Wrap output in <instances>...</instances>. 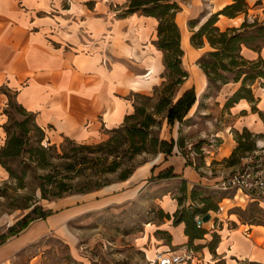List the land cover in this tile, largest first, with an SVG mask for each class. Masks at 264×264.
<instances>
[{
  "label": "crops",
  "instance_id": "crops-1",
  "mask_svg": "<svg viewBox=\"0 0 264 264\" xmlns=\"http://www.w3.org/2000/svg\"><path fill=\"white\" fill-rule=\"evenodd\" d=\"M176 1L181 7L175 21L181 34L183 66L189 72V77L178 86L184 92L191 87L187 82L197 72H193L186 59L191 56L198 63L213 49L206 38L202 47L194 46L193 31L233 0ZM129 3L130 0H0L1 139L7 138L3 127L7 122L4 108L12 100L34 115L49 140L65 136L78 142H98L105 129L119 127L126 116L134 112V94L150 95L167 80L164 53L157 44L159 20L141 12L124 14ZM247 4V12L234 17L220 14L216 26L224 31L240 27L245 20L263 21L264 0H247ZM241 54L246 60L256 61L264 58V47L255 50L243 46ZM197 68L199 72L202 69L199 65ZM196 81L197 94L202 93L204 97L203 89L209 82L205 72ZM239 87L240 82H228L220 87V91L229 92L225 93L221 106L225 107V114L233 124H223L224 128L214 130L215 138H219L218 150L211 151L208 159L230 158L237 147L236 132L264 135L261 115L264 113V83L260 85L257 80L252 86L255 101L242 98L226 106ZM179 135L177 126L170 138L178 140ZM161 138L169 140L165 135ZM3 145L4 142L0 148ZM171 168L173 175L179 176L162 180L180 178L199 183L203 179L196 165L185 164L182 157L174 158L161 152L157 159L146 161L125 180L91 192L47 200L44 208L51 213L32 221L25 239L53 229L66 231V223L80 215L111 204L127 203L141 194L149 178ZM0 174L8 176L2 165ZM178 199L173 191L163 192L159 204L170 216L146 224L152 228H145L140 243L148 261L156 263L160 252L177 255L182 248L192 246L195 247L194 264H264V225L242 222L230 207L224 211L221 204L232 201L228 196L219 202L223 210L211 214V219L203 224L205 232L195 238L187 234L184 221L175 223L174 214L182 207ZM261 207L264 209V204ZM216 217L223 221L230 217L238 224L229 228L226 223L216 222ZM152 249L154 253L150 257ZM8 250V245L0 248V258Z\"/></svg>",
  "mask_w": 264,
  "mask_h": 264
},
{
  "label": "rangeland",
  "instance_id": "rangeland-1",
  "mask_svg": "<svg viewBox=\"0 0 264 264\" xmlns=\"http://www.w3.org/2000/svg\"><path fill=\"white\" fill-rule=\"evenodd\" d=\"M186 60L193 72L197 71L187 82L188 85H191L190 88L183 92V88L177 87L176 91L172 92L173 89L168 84L175 77L169 78L167 75V80L161 86L154 88L150 95L136 94L132 98L136 105H144L154 111V107L159 104L162 97H171L173 93L171 102L175 105L185 93L193 91L195 94L194 102L184 113L176 117L172 123L166 116V110L155 114L156 122L152 128V134L159 138L165 135L169 139L168 142H174L172 151L170 153L164 152L166 156L182 157L185 164H191L194 167L196 165L197 172L203 179L199 183H189L182 181L180 178H174V180L159 179L158 175L166 171L164 170L158 175L149 178V181L143 184L141 194L127 203L111 204L102 209L80 215L66 223V231L61 228L59 230L53 229L33 238L28 237L25 239L27 237L25 236L27 235L26 233L33 224L32 222L26 229L17 235L9 237L0 245V248L5 245L10 247L5 256L0 258V264H159L157 260L156 263L147 260L140 241L145 228H152L151 225L147 226L146 224L160 222L167 216L159 204L161 194L165 191H173L177 197L181 198V209L186 208L187 203L191 205L195 202L193 197H191L192 192L198 193L196 195L198 199H195L196 205H200L199 199H202L201 197L205 195H210L212 201L219 202L220 197L225 195L224 190H222L223 181L235 168L240 166L241 156L249 152L240 149L235 155L231 154L228 159L220 161L208 159L212 155L211 151L216 153L218 150L219 138H215L214 130L224 128L223 124L227 126L233 124V120L225 114V107L222 108L221 106L224 103L223 97L225 93L229 92L225 89L220 91V87L223 85L221 81H210L207 82L203 89V92L206 91L204 97H202V93L197 94L195 88L196 80L197 77L200 80L204 72L201 71L202 69L200 72L198 71L199 63H196V59L189 56ZM225 61H228V59ZM248 69L245 68L244 70ZM237 71V69L224 71L222 72V77L232 82ZM258 82L261 85L263 81L259 79ZM259 92L261 93L262 91L259 90ZM143 95L150 96L151 99H145ZM151 106L154 107L151 108ZM4 113L7 116L6 123L10 133L20 134L23 138L21 155L8 159L9 165L15 174L23 176V180L18 181L11 177L8 171V176L6 177L0 174V235L6 234L9 227L16 224L18 220L23 219L27 213L32 211L35 205L45 207L47 200L55 198L53 193H58V190L53 186L55 183H47V179L42 176L50 174L53 176V180L64 179V181L73 185L81 181L83 183L89 181L92 169L85 168L76 173L77 169L83 167L81 164H77L76 169L68 171L63 164L64 158L62 156L68 154L72 156L70 159L76 157L79 160L82 156L88 155V151L80 147L81 144L100 143L109 139L112 135L111 130L105 129L102 140L94 143L78 142L65 136L58 137L57 140L52 141L47 139V132L43 128L42 131L38 127L34 116L23 111L14 101L4 108ZM23 121H25L23 127L17 126L16 123ZM6 123H4L3 127ZM177 126L180 127L179 137L183 139L182 147L177 145L176 138H170L173 129L175 130ZM23 129L27 130L25 135L22 134ZM5 134L8 137L4 127ZM237 134L238 132L234 136L238 147L237 136L239 135ZM251 139L249 141H255V146L264 145V135H252ZM6 141L7 138L5 140L4 137L3 139L0 138V144L2 142L5 144ZM245 141L247 142L248 140L246 139ZM42 146L47 149L44 165L39 164V155L37 153V149ZM161 152L146 151L131 156L130 153L124 152L122 149V153H115V161L119 163L115 168V172L105 173L104 178H102L103 182H108L109 185L119 182L122 173L134 172L146 161L157 159ZM113 159V156L109 157L107 164ZM168 170L173 173L172 168ZM178 176L174 174L172 177ZM45 182L47 183V196H49V199L42 198L40 184ZM189 187H191V190ZM75 189L73 187L70 191L73 192ZM68 192H63V196ZM226 192L228 199L232 201L226 200L221 204L224 206V211H227L228 207H230L235 211L239 219L241 218L240 215L243 216L240 219L243 222H250L253 219L252 215H254V218L257 217V221L264 223L263 209L260 212L248 211L251 207V201L245 198V202H242L244 197L242 194L236 193V190H227ZM27 206L30 207L25 208ZM239 207L246 209L244 213L240 212V215L237 213V208ZM216 213H219V209L210 212L212 215H216ZM38 220H34V222ZM218 222L226 223L229 228H233L238 224L230 217H227L226 221L219 219ZM157 235L165 238L158 232ZM152 253H154V249L149 253L150 257H152ZM191 264L194 263L192 262Z\"/></svg>",
  "mask_w": 264,
  "mask_h": 264
},
{
  "label": "trees",
  "instance_id": "trees-1",
  "mask_svg": "<svg viewBox=\"0 0 264 264\" xmlns=\"http://www.w3.org/2000/svg\"><path fill=\"white\" fill-rule=\"evenodd\" d=\"M247 6V0H233L231 4L226 5L222 10L214 13L200 29L193 31L191 36V41L194 46L202 47L206 38L213 47V49L202 56L198 62L209 82L221 81L223 84L228 83L230 81L222 77V72L232 69L238 70L232 82H240V87L229 97L226 106L233 105L242 98L251 102L255 101L252 86L259 79L263 81L261 85L264 83V58H259L257 61H249L241 54L243 46L255 50H261L264 47V20L259 21L256 19L252 22L245 20L240 27L229 28L224 31H221L216 26L220 14L234 17L242 12H247ZM180 8L176 0H130L128 9L124 12V14L141 12L145 15L155 16L159 20L157 44L164 53V63L166 66L165 77L167 78V75L169 78L175 77V79L171 80V83L168 84V86L173 89L172 92H174V90L176 91V88L189 77V72L183 66L184 51L180 45L181 34L175 21V16ZM192 23L193 22L190 23L191 27L193 26ZM259 40H262L261 43ZM226 59H228V61H225ZM245 68L249 69L244 70ZM135 95L136 94H134V96ZM172 95L171 97H162L157 106H151V108L154 107V111L148 109L144 105L139 106L135 104L134 112L126 116L122 125L113 129H107L112 132L109 139L96 144L80 145L82 149L88 151V155L82 156L81 159L77 160L76 157L70 159L72 156L64 154L62 156L64 158L63 164L68 171L76 169L77 164H81L83 167L77 169L76 173L88 168L92 169V174L89 176V181L84 183L81 181L76 185L67 183L64 179L53 180V176L50 174L42 176L44 179H47V183H55L53 186L58 190V193H53L55 198L62 197L64 194L63 192L69 191L67 194L87 193L107 185L108 182H103L102 178H104L103 176L105 173L115 172V168L119 165L118 161H115V153H122V149L124 152L130 153L131 156L146 151L170 153L173 149L174 142H168L152 134V128L156 122L155 114L166 110V116L172 123V121L180 116L181 113H184L195 100V94L193 91H189L173 105L171 102ZM143 97H145V99H151L150 96L143 95ZM11 102L10 100L9 104ZM17 105L25 111L22 106L19 104ZM261 115L264 118V113ZM16 124L19 127H23L25 121ZM4 127L8 137L6 143L0 148V165L8 171L11 177L18 181H22L23 176L15 174L9 165L8 159L21 155L23 151V138L20 134H11L7 123ZM38 127L42 130L39 125ZM26 133L27 130L23 129L22 134L25 135ZM237 135H239L237 136L238 147L234 149L232 155H235L240 149L247 152H251L255 149V141H249L253 135L252 132L245 131ZM180 138L181 137H179L176 143L179 147H182L183 139ZM246 139L248 140L247 142L245 141ZM37 153L39 155V164L44 165L46 162L47 149L43 146L39 147ZM111 156H113L114 159L107 164L108 158ZM243 156H245V154L242 155L241 158ZM132 173V171L122 173L120 180L129 178ZM172 176H174L172 171L166 170L160 173L158 178L164 179ZM66 178L68 177L66 176ZM46 182L40 184L43 199H49V196H47L48 188L46 187ZM73 187L76 189L72 192L70 189ZM223 192L225 195L220 197L219 202L227 197V192ZM196 195H198V193L192 192L191 197H193L195 202V199H198ZM201 198L202 199H199L200 205H196L195 202H193L186 208L178 209L174 214L175 223L182 221L186 223V232L191 238L199 237L205 232L202 227H197L195 216L198 214L203 216L210 214L211 211H216V209L218 210L220 207V203L212 201L210 195H205ZM178 200L179 203L182 204L181 198ZM250 206L248 211L260 212V210L263 209L256 201H252ZM29 207L30 206H27L25 208ZM237 210V213L240 215V212L244 213L246 209L239 207ZM50 213L51 211L45 210L43 206L35 205L32 211L27 213L23 219L18 220L16 224L10 226L6 234L0 235V245L9 237L17 235L24 230L32 221L45 218ZM167 216L170 215L167 214ZM240 216L243 218L242 215ZM252 218L250 222L244 223L264 225V223L257 221V217L254 218V215H252ZM214 220L218 222V217L214 218Z\"/></svg>",
  "mask_w": 264,
  "mask_h": 264
},
{
  "label": "built area",
  "instance_id": "built-area-1",
  "mask_svg": "<svg viewBox=\"0 0 264 264\" xmlns=\"http://www.w3.org/2000/svg\"><path fill=\"white\" fill-rule=\"evenodd\" d=\"M222 190H236L244 199L264 204V145L256 146L251 152L241 158V164L223 181ZM223 210L220 205L219 212ZM219 220V217H218ZM221 220V219H220ZM195 222L198 228L203 227V215H196ZM193 248L184 247L179 254L160 252L156 260L159 264H191L193 262Z\"/></svg>",
  "mask_w": 264,
  "mask_h": 264
},
{
  "label": "water",
  "instance_id": "water-1",
  "mask_svg": "<svg viewBox=\"0 0 264 264\" xmlns=\"http://www.w3.org/2000/svg\"><path fill=\"white\" fill-rule=\"evenodd\" d=\"M211 219V214H206L203 216V221L206 222V221H209ZM164 264H168V262H164Z\"/></svg>",
  "mask_w": 264,
  "mask_h": 264
}]
</instances>
